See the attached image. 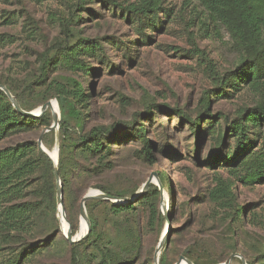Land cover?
Masks as SVG:
<instances>
[{"label": "rangeland", "instance_id": "1", "mask_svg": "<svg viewBox=\"0 0 264 264\" xmlns=\"http://www.w3.org/2000/svg\"><path fill=\"white\" fill-rule=\"evenodd\" d=\"M136 2L0 0V82L24 93L38 72L40 54L64 37L63 23L69 24L72 35L88 40L81 42L83 48H90L94 42L103 47L82 52L81 58L89 68L59 63V57L50 72V78L56 77L68 85L73 80L81 82L90 95L85 127L131 121L139 115L137 124L145 125L147 136L155 144L154 162H150L144 143L130 136L128 130H122L121 144L115 148V167L90 178L78 177V181L91 183L82 197L89 190L98 189L93 186L98 183L113 185L127 194L134 192L130 196H115L116 199L109 200L110 204L93 206L99 235L82 248L85 262L98 264L101 259L98 246L122 254L130 245V232L135 229L141 235V259L125 264H154L156 247L167 229L169 233L161 251L167 264H175L187 249L201 260L212 256L225 261L236 252L232 251L234 236L237 252L246 253L253 261L259 260L258 246L264 249V181L246 182L245 169L231 165L232 162L225 163L235 147L230 137L218 156L215 136L219 129L226 128L225 122L221 118L205 119L199 140L190 123L181 116L166 110H154L151 117L141 114L157 103L185 108L195 117L203 110L201 97L208 91L213 114L225 113L232 118L239 109L254 105L262 96L248 84L236 90L235 80H228L230 71L237 70L238 46L227 27L212 17L200 0H162L156 11L138 15L125 8ZM79 13H83L79 21L70 22L73 14ZM224 75L226 85L219 91L218 78ZM44 89L45 86L36 88L39 94L33 95V102L41 100L40 91ZM16 140L18 137L11 136L1 141L0 147ZM261 146L259 139L253 151ZM152 173H157L164 190V200L160 196L155 202L163 214L160 229L158 221L150 225L151 205L138 196ZM160 173L165 174L164 184ZM217 174L234 182V201L211 199L209 192ZM154 184L158 186V181ZM122 198H130L125 202L134 203L135 210L113 213L111 205L120 204L117 200ZM81 200H73L69 205L78 227ZM239 207L244 208V217L237 212ZM67 220L70 222L68 216ZM14 251L13 246H3L0 259ZM25 264H71L70 242L60 236Z\"/></svg>", "mask_w": 264, "mask_h": 264}, {"label": "trees", "instance_id": "2", "mask_svg": "<svg viewBox=\"0 0 264 264\" xmlns=\"http://www.w3.org/2000/svg\"><path fill=\"white\" fill-rule=\"evenodd\" d=\"M161 1L137 0L136 3H130L125 8L135 15L147 14L149 11H156ZM200 2L212 17L227 27L238 46L237 70L230 71L228 80H235L233 86L236 90L243 84L250 85L253 90L260 93L261 100L252 106L239 109L236 115L230 118L225 113L213 114L211 97L209 92L205 91L201 97L203 110L195 117L185 108L157 103H152L141 115L151 117L154 110L172 112L190 123L199 140L204 120L221 118L226 128L219 129L215 136L218 156L221 155L230 137L235 147L231 153H228V160L225 163L232 162L231 165L245 169L246 182L264 181V0H200ZM82 15L83 13L73 14L70 22L77 23ZM63 26L64 37L54 41L40 54L38 72L26 85L24 93L15 92L2 82L0 84L6 85L21 107L28 111L38 108L50 98L58 100L61 111L58 168L64 185L67 216L75 233L78 224L71 215L69 205L73 200H80L82 193L91 184L90 181H78V177L90 178L104 169L115 167V148L121 144L122 130H128L130 136L139 138L144 143V152L150 162H154L155 144L147 136L145 125L137 124L139 115L131 121L120 120L110 125L95 124L88 129L85 127L86 117L89 114L90 95L81 82L73 80L72 84L68 85L56 77L50 78V72L59 57V63L84 69L89 64L81 58L82 52L84 50L88 52L95 46L101 49L103 47L101 43L94 42L90 48H83L81 42L88 40L72 35L69 24L63 23ZM226 79L225 75L218 78L219 91L226 85ZM42 86H45V89L40 91L41 100L33 102V95L37 94L36 88ZM52 122L50 109L41 117L24 115L15 109L9 97L0 89V142L11 136L18 137V140L13 143L0 147V250L3 246L15 247V251L7 258L0 259V264H25L42 248L60 236L64 238L57 217V180L54 167L50 158L37 144L42 130L50 126ZM254 130H256L255 133ZM259 139H262V146L254 152V145ZM43 143L48 148L54 147L55 130L43 135ZM160 179L164 184L165 174L160 173ZM214 181L215 185L209 192L211 199L229 202L235 200L232 180L217 174ZM93 186L112 196H130L134 193L127 194L113 185L98 183ZM160 196L159 187L152 183L149 190L140 198L151 205L149 223L153 226L158 221L159 229L163 222V214L156 207L155 202H158ZM99 204L106 205L110 202L99 198L86 202L91 230L83 241L70 243L71 264H86L87 258L82 253V248L89 241H96L99 235L98 223L93 213V206ZM111 210L115 214H121L135 210V205L129 202L112 204ZM237 212L244 217L243 207H239ZM235 234L236 230H233L232 235ZM129 237L130 245L122 251V254L116 255L111 249L98 246L101 254L98 264H125L127 261H139L142 252L140 231L138 229L131 231ZM235 239L234 236L232 251L237 252L239 248ZM262 246L264 247V244ZM257 253L259 260L253 261L242 252L248 264H264V249L258 246ZM184 255L195 264H217L224 261L212 256H209L207 260H201L189 249L184 251ZM87 264H89L88 261ZM160 264H167L165 254L161 255ZM233 264H242V262L235 257Z\"/></svg>", "mask_w": 264, "mask_h": 264}, {"label": "water", "instance_id": "3", "mask_svg": "<svg viewBox=\"0 0 264 264\" xmlns=\"http://www.w3.org/2000/svg\"><path fill=\"white\" fill-rule=\"evenodd\" d=\"M0 89H2L6 93V95L9 97V99L12 102L15 109L20 111L24 115L32 116V117H41L48 109L51 110L52 116H53V122L50 126L43 129L41 135L38 138L37 143H38L39 147L42 149V151L50 158V160L52 161L53 167H54V174H55V177L57 180V217H58L60 229L63 232L66 239L70 243H77V242L83 241L85 238H87V236L89 235L90 230H91V222H90L87 210H86V202L88 200L94 199V198H99V199H104V200H114L117 197L112 196L109 193H106V192L99 190V189L89 190L82 197L81 210H80L81 216H84V218L86 219V224H87L86 232L83 234V236L76 237L72 232L70 222L67 220L66 209H65V205H64V185H63V181L60 177L59 168H58L59 150H60V147H59V144H60L59 129H60V121H61V111H60V106H59L58 100L56 98L50 99L46 103L40 105L38 108L28 111V110H25L21 107L20 103L18 102L16 97L12 94V92L8 89L7 86L0 84ZM54 100L56 101L59 112H56V110L54 108ZM52 130H55V132H56V143H55L56 154H55V157L46 149V147L44 146V143H43V135L46 132H50ZM156 180L158 181V186H159V189L161 192V196L164 200L163 186L160 183V181L158 180L157 173H152L147 178V180L144 182L140 192L138 193L139 194L138 196H142L144 193H146L149 190L150 185L152 183H155ZM120 200L121 199H119L117 202L120 204L126 203L125 200L124 201L121 200L122 202H119ZM130 200H131L130 198L126 199V201H130ZM64 220H66L68 222L69 228L68 227L66 228V226L64 224ZM168 233H169V229L167 230V232L165 234H163L161 236V238L159 240V243H158L156 250H155L154 264H160L161 251L165 245V239L167 238ZM235 257L239 258L241 260L242 264H248L247 260L239 252L232 253L225 261L217 263V264H232L233 259ZM175 264H195V263L193 261H191L190 259H188L187 257L181 256L180 259Z\"/></svg>", "mask_w": 264, "mask_h": 264}, {"label": "bare ground", "instance_id": "4", "mask_svg": "<svg viewBox=\"0 0 264 264\" xmlns=\"http://www.w3.org/2000/svg\"><path fill=\"white\" fill-rule=\"evenodd\" d=\"M54 108H55V110H56V112H59V109H58V106H57V104H56V101L54 100ZM37 111V110H36ZM45 146V145H44ZM46 147V146H45ZM46 149L55 157V154H56V146L55 147H53L52 149H50V148H48V147H46ZM139 193V192H138ZM125 198H122L121 200H124ZM120 200V201H121ZM118 201V200H117ZM125 201H126V199H125ZM66 221V220H65ZM64 224H65V226H66V228L68 227L69 228V225H68V222L66 221V223L64 222ZM166 226H168L167 228H170L171 227V225L169 224V223H167V225ZM86 228H87V224H86V219L84 218V216H81V219H80V224H79V227H78V229H77V232L75 233V236L76 237H81V236H83V234L86 232ZM166 228V229H167ZM168 230V229H167ZM167 231H165L164 233H162V235L163 234H165Z\"/></svg>", "mask_w": 264, "mask_h": 264}]
</instances>
